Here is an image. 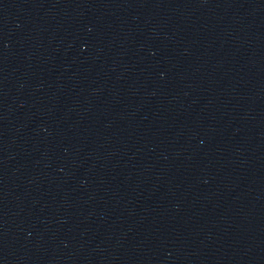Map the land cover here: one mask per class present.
Here are the masks:
<instances>
[{"label": "water", "instance_id": "water-1", "mask_svg": "<svg viewBox=\"0 0 264 264\" xmlns=\"http://www.w3.org/2000/svg\"><path fill=\"white\" fill-rule=\"evenodd\" d=\"M0 264H264V0H0Z\"/></svg>", "mask_w": 264, "mask_h": 264}]
</instances>
